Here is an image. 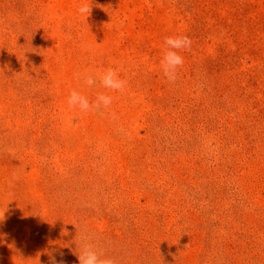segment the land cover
<instances>
[{
	"label": "rangeland",
	"instance_id": "rangeland-1",
	"mask_svg": "<svg viewBox=\"0 0 264 264\" xmlns=\"http://www.w3.org/2000/svg\"><path fill=\"white\" fill-rule=\"evenodd\" d=\"M89 2L0 0V264H79L85 234L118 264H264V0Z\"/></svg>",
	"mask_w": 264,
	"mask_h": 264
},
{
	"label": "clouds",
	"instance_id": "clouds-1",
	"mask_svg": "<svg viewBox=\"0 0 264 264\" xmlns=\"http://www.w3.org/2000/svg\"><path fill=\"white\" fill-rule=\"evenodd\" d=\"M78 12L85 16L91 12V2L89 0H81ZM165 48L163 50L162 59L160 61V70L169 83H175L178 79V69L184 64V58L180 54L182 51H190L192 41L187 35L168 36L164 38ZM76 79L91 87L96 83L93 74L85 71L75 74ZM100 86L115 92H123L127 87V80L121 79L117 69L108 68L99 75ZM113 103V97L106 93H97L95 100L90 101L89 98L75 89L70 91L67 98L69 109H79L81 113H89L92 111L108 110ZM207 147L214 150L212 141L207 142ZM5 212V211H4ZM2 213V222L5 219ZM77 259L79 264H118L115 257L107 255L103 249H100L92 241L87 234L83 235L80 243L77 244ZM49 255V264H57L55 257L51 253ZM22 259V258H21ZM59 264H63L60 261Z\"/></svg>",
	"mask_w": 264,
	"mask_h": 264
}]
</instances>
